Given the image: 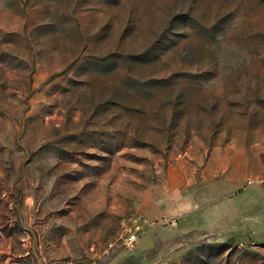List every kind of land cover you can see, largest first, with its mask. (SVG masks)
<instances>
[{
	"label": "rangeland",
	"instance_id": "obj_1",
	"mask_svg": "<svg viewBox=\"0 0 264 264\" xmlns=\"http://www.w3.org/2000/svg\"><path fill=\"white\" fill-rule=\"evenodd\" d=\"M0 264H264V0H0Z\"/></svg>",
	"mask_w": 264,
	"mask_h": 264
},
{
	"label": "crops",
	"instance_id": "obj_2",
	"mask_svg": "<svg viewBox=\"0 0 264 264\" xmlns=\"http://www.w3.org/2000/svg\"><path fill=\"white\" fill-rule=\"evenodd\" d=\"M173 187V185H172ZM173 190V188H172ZM223 206L226 207L224 204ZM228 206H230L229 214L222 213V207L220 203L212 204L207 211L192 210V213L188 217V221H196L197 227L202 228L203 231H206L213 236L214 239H219L221 236V230H224V233L228 237H232V200H228ZM169 207H171L172 214L177 217L182 215L183 212L188 208V206L183 205L181 200L175 201ZM198 211V212H197ZM192 218V219H190ZM197 228V229H198ZM223 233V234H224Z\"/></svg>",
	"mask_w": 264,
	"mask_h": 264
},
{
	"label": "built area",
	"instance_id": "obj_3",
	"mask_svg": "<svg viewBox=\"0 0 264 264\" xmlns=\"http://www.w3.org/2000/svg\"><path fill=\"white\" fill-rule=\"evenodd\" d=\"M136 241H137V235L133 232H129L124 238V245L128 248H132L136 244Z\"/></svg>",
	"mask_w": 264,
	"mask_h": 264
}]
</instances>
